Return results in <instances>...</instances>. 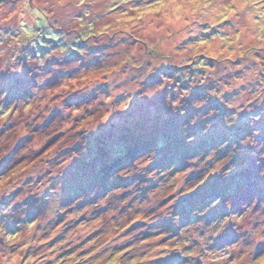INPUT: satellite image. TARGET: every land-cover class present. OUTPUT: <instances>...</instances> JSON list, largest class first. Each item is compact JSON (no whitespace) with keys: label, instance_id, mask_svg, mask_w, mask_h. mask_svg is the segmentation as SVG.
<instances>
[{"label":"rangeland","instance_id":"rangeland-1","mask_svg":"<svg viewBox=\"0 0 264 264\" xmlns=\"http://www.w3.org/2000/svg\"><path fill=\"white\" fill-rule=\"evenodd\" d=\"M199 54L202 57L196 58ZM205 58L213 60L207 59L209 69L198 73L202 79L194 73V82L184 85V72L204 64ZM202 82L207 84L204 88L211 87L201 89ZM210 99L234 113L263 107L264 0L1 2L0 264L118 262L116 258L101 260L119 236L111 229L123 225L122 217L117 224L112 221L116 206L124 203L115 197L122 191L109 189L106 195L114 201L106 205L108 200L86 193L84 180L74 177L88 171L85 162L105 154L97 142L103 136L110 140L115 130L117 140L126 134L134 137L135 132L136 139L159 130L167 132L169 124L185 134L206 133L216 124L209 121L215 113L208 108ZM258 137L259 132L248 129L235 134L231 140L235 143L229 145L260 146L264 137ZM146 154H134L131 165L123 161L115 176L147 171L150 160ZM213 156L211 168L200 163L196 168L186 167V173L196 169L197 178L208 175L209 179V171L215 170L218 175L225 161H220L223 157L214 161ZM166 172L173 171L157 174L160 183L149 193L150 203L139 202L137 207L152 206L172 191L173 183L177 187L183 184L184 170L169 176ZM228 173L230 168L221 172ZM204 180H194L192 188L203 185ZM209 180L211 185L214 178ZM210 185L202 191L216 190ZM256 198L244 202L245 211L233 219L213 213L211 217L217 216V220L211 222L204 215L206 226H201V220L185 227V234L197 243L184 250L180 263L264 264V200L255 204ZM224 199L216 205L218 209H224L223 202L234 206ZM124 207L126 213V202ZM32 210L36 211L34 217L25 223ZM169 211L162 205L147 219ZM15 222L18 228L10 238L8 228ZM229 224L235 229L229 243L212 246L211 239L206 242L210 235L219 237ZM198 227L206 231L204 239L197 237ZM129 236L130 231L124 238ZM150 241L148 248L145 244L138 248L148 250L147 256L124 264H149L145 258L150 252L166 260L172 257L174 245L158 249L161 242L154 237ZM104 248L107 250L97 255ZM81 250L82 255L78 254ZM84 257L88 258L81 260Z\"/></svg>","mask_w":264,"mask_h":264},{"label":"trees","instance_id":"trees-1","mask_svg":"<svg viewBox=\"0 0 264 264\" xmlns=\"http://www.w3.org/2000/svg\"><path fill=\"white\" fill-rule=\"evenodd\" d=\"M4 1L10 0H0V3ZM204 33L206 34L207 32L205 31ZM198 57H202L201 54L196 56V58ZM207 59L213 60L212 58H205L204 64L201 63L200 65L191 68L187 73H182L186 80L184 85L189 86V83H192V81L194 82L198 73H203L201 70L205 68L209 69L206 67ZM192 61H194V58L191 62ZM194 73H196V75ZM198 76L201 79L203 77L202 75ZM200 85V87L203 85L207 86L204 82L200 83ZM204 86L201 89L208 90L209 87H211L204 88ZM225 86L226 85L224 84L223 87ZM226 94L227 93L222 94L223 98ZM260 107L261 105H259L258 108ZM208 108L215 111V113L213 112V121L209 120L210 124H213L214 122L216 124L212 128L208 127L209 129L207 128V132L204 134H199V132L194 135L191 132L185 134L183 133L185 130L182 131L178 129L177 125L171 126L169 121H166L169 124L168 127L170 129L167 132L159 130L156 131L157 133L146 136L142 139L134 138L136 135L135 132L134 137L126 134L122 137V140H117L115 139L116 137H113V135L118 133V131L115 130L110 140L105 139V136H103L104 139L97 142L98 145L100 144L99 147L103 149V153L105 154L98 155V159L91 158L89 160L90 162H85L89 164V166L86 167L88 171L85 173L82 172L84 175L77 173L74 178H77V180H84L83 189L86 193H94L103 198L104 201L108 200L106 201V205L111 202L113 203L114 201L111 198L108 199L106 192L109 189H112L113 191L120 188L119 191H122V193L116 194L114 192L113 195L116 194L115 197H119V199L124 202L116 206V208L118 207L116 211L117 215L115 214L113 216L114 220H112L117 224L120 217H122L123 225L111 229V231L119 233V236H116L113 239L116 240L109 244L111 250L107 255H103L101 261H112L116 258L118 262L115 264H124L127 260L136 262L138 261V257H142L143 255L147 256L146 253L148 251H138V248L142 244H145V247L148 248V244H151L150 240L154 237L161 242V246L159 245L158 249H166L167 247L174 245L175 248L172 249L174 253L171 254V258L166 260L163 257L151 256L153 253L150 252L148 256L150 258H145V262L149 264H179L184 261V250L189 248L192 244L197 243V239H193V237L189 238L185 234V227L201 220L204 221L201 226H206L207 221L204 220V215H209L211 217L213 213L221 215L222 218H227L229 220L230 218L233 219L234 216H239V211H245L242 207L244 202H251L256 196L258 197V200L254 202L255 204H259V202L264 200V138L260 139V146L254 145L253 147L248 146L241 148L238 147V145H234V147L232 144L229 145L230 143H235L234 141H231L235 134L242 135L248 129H255L259 132L260 138L264 137V104L263 107L260 108V111L255 108L251 111L243 110L240 111V113H234L229 107L221 106L220 103H217L216 99H210ZM188 112L190 113L191 111ZM195 115L199 116V114ZM232 125L234 126V129L231 128ZM196 135L199 137L197 140ZM192 137H195L193 141L187 143ZM177 139L179 144L177 143ZM155 142V148L153 149L152 145ZM169 143H173L174 146L168 147V145H170ZM159 147H164L165 151H160ZM240 150H242L241 155L239 154ZM146 152L148 154H146L145 158L148 157L150 160L148 166L146 165L148 168L147 171L142 172V170H138L128 174H122V176H115L114 172L119 171L118 168H121L122 164L127 162L131 165L134 154L141 155ZM151 152H153L152 156L150 155ZM179 154H181V163L178 165L176 161ZM183 154H185V156H182ZM212 154L214 155V158H212L214 161H218L223 157L220 161L225 162L224 166L220 167V173L218 175L215 170L209 171V179L212 178L213 180L214 178V182H211V185H214L216 190L210 187L212 192L205 193L204 191L208 190L210 185L208 181H211L208 179V175L203 176L205 179L202 182L203 185L196 186L194 189L192 188L194 180L197 179L201 181L203 178L196 177V174L199 173L196 169L187 173L185 169L186 167L187 169L191 167L196 168L200 163H205V165L209 167L212 166L209 161ZM192 157H196L197 159H190ZM172 163L175 164V166L170 165ZM229 168L230 173L224 175L221 174L223 170ZM164 170L173 171L170 174H174V171L176 170H184L186 174L182 177L183 184L180 185L179 183L178 185L180 186L177 187V184L173 183L172 191L168 193V195H163L152 206L147 205V208L145 205L142 208L137 207L139 202H143L144 204L150 203L149 193L152 192L153 189L158 188L159 184L157 185V183H160L157 180L160 178H156L157 174H160L161 171ZM150 171H154L156 174L154 173V176H152V174H149ZM165 174L168 176L170 175L168 172ZM92 184L94 186H91ZM77 188L78 186L76 187V185H72L71 187L72 190H77ZM202 189H204V191H202ZM84 191L83 193H85ZM235 192H239L236 197L233 195ZM199 198L202 200L198 201ZM224 198H227V203L231 202L234 206L232 207L230 204L226 205V203L223 202L224 209L223 207H219L218 209L216 205L226 200ZM84 201L86 203L88 199L85 198ZM125 202L129 206L127 208L129 210H126V213H124ZM162 205L169 207L170 211L168 214H162L147 219L150 213L156 211ZM228 207L234 209L228 212ZM56 208L60 209L61 206H57ZM35 213L36 211L32 210L29 216L24 219L25 223L34 217ZM228 213L230 214L229 216L227 215ZM55 216L58 218L56 214ZM216 217L217 216L208 218V222H211V219L213 221L217 220ZM17 224L18 223L15 222L8 228V230H10V238H12L13 231L18 228ZM26 227L28 228L29 226L27 225ZM226 227L227 228L222 229L219 237H212V235H210L206 242L211 239L210 242H212V246H219L220 243L226 241L229 243L233 238V235L235 236V229L232 224H229ZM120 229L121 231L119 232ZM197 229L199 230L196 232V234H198L197 237L199 239H204L206 231L200 227ZM129 231L131 232V236L124 238ZM61 234H65V232L63 231ZM150 237L152 238L150 239ZM228 237H231V239H228ZM106 250L107 248H104L103 252L100 251L97 255L103 254ZM81 252L84 254V250H81L78 254L82 255ZM71 257L72 256L69 258ZM87 258L88 257H84L81 260Z\"/></svg>","mask_w":264,"mask_h":264}]
</instances>
